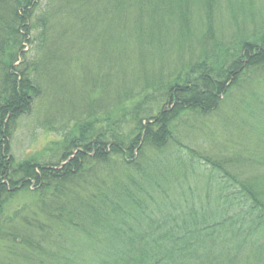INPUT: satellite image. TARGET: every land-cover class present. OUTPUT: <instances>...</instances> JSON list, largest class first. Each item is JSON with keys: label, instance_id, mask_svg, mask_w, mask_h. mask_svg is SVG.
<instances>
[{"label": "trees", "instance_id": "obj_1", "mask_svg": "<svg viewBox=\"0 0 264 264\" xmlns=\"http://www.w3.org/2000/svg\"><path fill=\"white\" fill-rule=\"evenodd\" d=\"M66 29L104 70L17 159V123L77 60ZM256 78L264 0H0V264H264V159L193 146Z\"/></svg>", "mask_w": 264, "mask_h": 264}, {"label": "rangeland", "instance_id": "obj_2", "mask_svg": "<svg viewBox=\"0 0 264 264\" xmlns=\"http://www.w3.org/2000/svg\"><path fill=\"white\" fill-rule=\"evenodd\" d=\"M65 33L64 43L68 47L67 50L73 52L76 48L74 57L77 55V60L75 58L66 69V78H54V82L60 80L57 85L61 86L60 89L63 92H58L54 96H44L36 103L32 115L17 123L12 140L13 153L17 159L44 152L52 142L59 140L60 134L57 132L60 131L61 126L57 122H62L60 114H66L72 110L73 105H81L84 99L83 94H86L87 89L92 90L90 79L94 77L97 70L104 68L97 65L98 63L94 60L96 47L90 44L84 35L76 29L71 31L66 29ZM47 90L50 89L47 88ZM97 96L99 94H96L93 89V93L89 92L87 101L93 102ZM226 96L222 99L223 104L216 113L199 121L197 126L203 129L204 135L200 132L195 135L200 138L199 141L202 144L197 142V145L193 146L201 151L220 152L223 156L236 155L240 158L249 157L252 154L263 160L264 82L256 78L240 88L230 90ZM80 110V107L76 108V113L79 114ZM51 115L52 122L55 124L48 128L45 123ZM180 133L184 137L192 135L191 128L187 125L181 127ZM184 141L192 142L185 138ZM188 181L191 185L197 184L192 178ZM23 199L26 197L18 198L14 203L21 202Z\"/></svg>", "mask_w": 264, "mask_h": 264}]
</instances>
